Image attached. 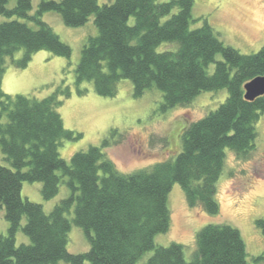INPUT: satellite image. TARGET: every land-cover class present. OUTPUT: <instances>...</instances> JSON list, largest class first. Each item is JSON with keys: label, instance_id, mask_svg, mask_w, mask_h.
I'll list each match as a JSON object with an SVG mask.
<instances>
[{"label": "trees", "instance_id": "16d2710c", "mask_svg": "<svg viewBox=\"0 0 264 264\" xmlns=\"http://www.w3.org/2000/svg\"><path fill=\"white\" fill-rule=\"evenodd\" d=\"M9 1L0 0V18H11L0 20V149L10 162L0 164V208L9 222L8 234L0 233V264H137L152 249L146 264H251L241 232L231 224L202 227L190 260L183 244L156 245L155 238L170 228L168 196L175 183L191 207L220 212L217 182L226 149L245 158L256 148L264 94L246 99L245 84L264 75V45L255 53H242L221 40L207 20L193 26L194 0H42L34 14L32 0H17L12 8ZM47 11L60 13L68 26H82L94 16L98 34L89 36L82 48L77 85L92 81L99 95L114 96L119 81L128 78L136 97L156 86L163 92L164 111L191 103L205 90L227 89L228 96L183 130L182 149L174 160L123 173L103 150L107 139L67 160L60 153L62 142L82 137L65 127L58 110L71 96L70 87L38 98L8 94L2 85L7 57L20 50L22 58L12 59L18 68H26L40 50L71 58L72 47L42 19ZM164 42H176L178 48L157 50ZM86 91L79 89V94ZM65 178L70 194L50 212L22 195L24 182L39 181L49 200ZM72 210L73 221L90 243L84 252L67 248V213ZM256 223L264 234V217ZM20 229L30 241L17 245ZM255 260L264 261V253Z\"/></svg>", "mask_w": 264, "mask_h": 264}, {"label": "rangeland", "instance_id": "374dc122", "mask_svg": "<svg viewBox=\"0 0 264 264\" xmlns=\"http://www.w3.org/2000/svg\"><path fill=\"white\" fill-rule=\"evenodd\" d=\"M42 0H32L34 14ZM114 0H99L109 3ZM17 0H10L7 7L12 8ZM193 26H201L207 20L217 36L226 44L234 46L242 53H255L264 45V0H194ZM1 16V21L10 20ZM19 19L35 24L28 19ZM42 19L46 21L60 38L72 47L71 58L55 55L48 50L36 52L26 68L16 67L12 59H20L24 50L7 57V69L3 76V89L6 93L24 94L44 98L58 87L69 86L71 96L64 98L59 107L67 129L78 131L82 137L78 140H64L60 146L61 156L67 160L79 150L90 145H102L107 139L109 145L103 148L123 173H132L149 168L156 163L174 160L182 149L181 135L193 121L198 120L216 109L228 96L227 89L202 91L189 104L178 105L164 111L163 92L154 86L143 95H134V84L128 78H122L114 96L99 95L92 81L81 85L75 83V68L80 61L82 48L89 36L98 34L91 16L82 26H68L60 13L47 11ZM134 22V18L131 19ZM176 42H164L157 47L159 51L176 50ZM212 68V66H211ZM79 89H86L79 94ZM256 148L245 158L226 149L225 166L217 182V200L220 212L212 215L201 206L191 207L182 186L173 185L168 196L171 211V223L167 232L155 238L156 245H170L173 242L184 245L185 256L192 258L197 248L196 235L209 223H227L237 227L246 243L247 259L251 264H264L255 259L264 253V234L258 228L256 220L264 217V113L256 123ZM0 164L10 166L0 149ZM65 178L56 196L46 200L42 196V183L24 182V198L40 203L46 212L70 194ZM183 206L179 213V206ZM71 221L67 248L78 253L89 250L90 243L84 230L77 226L73 210L67 213ZM25 219L23 220V223ZM9 222L5 208H0V233L8 234ZM29 237L20 229L16 235L17 245L28 243ZM154 250L147 251L137 264H146ZM60 264H67L61 261Z\"/></svg>", "mask_w": 264, "mask_h": 264}, {"label": "water", "instance_id": "95a60500", "mask_svg": "<svg viewBox=\"0 0 264 264\" xmlns=\"http://www.w3.org/2000/svg\"><path fill=\"white\" fill-rule=\"evenodd\" d=\"M264 94V75L257 76L245 84V98L254 100Z\"/></svg>", "mask_w": 264, "mask_h": 264}, {"label": "bare ground", "instance_id": "6f19581e", "mask_svg": "<svg viewBox=\"0 0 264 264\" xmlns=\"http://www.w3.org/2000/svg\"><path fill=\"white\" fill-rule=\"evenodd\" d=\"M181 209H183V206L181 205V206H179V213L181 212Z\"/></svg>", "mask_w": 264, "mask_h": 264}]
</instances>
